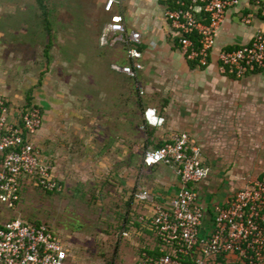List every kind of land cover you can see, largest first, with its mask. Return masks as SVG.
<instances>
[{
    "label": "crops",
    "instance_id": "0c3cea01",
    "mask_svg": "<svg viewBox=\"0 0 264 264\" xmlns=\"http://www.w3.org/2000/svg\"><path fill=\"white\" fill-rule=\"evenodd\" d=\"M106 2L104 22H96L94 32L100 47L107 49L104 57L97 49L82 51L78 99L73 98L77 83L71 74L61 81L50 77L49 69L35 76V67H25L35 63L28 55L30 47L33 52L41 45H33L24 28L0 16V96L18 110L32 92L33 105L44 118L34 143L61 184L79 169L88 180L104 179L117 193L132 195L137 208L129 224L134 227L125 237L139 253H123L113 263L132 256L138 264L144 254L161 249L149 222L153 205L168 208L182 185L172 167L146 165L147 150L173 143L177 134H187L200 149L209 170L194 185L205 210L204 232L212 230L217 206H225L237 191L264 175V68L236 78L222 75L218 65L221 51L250 44L264 33V0H242L228 10L207 68L189 61L182 51L165 15L167 0H126L110 13L104 10ZM247 16H252L251 24L244 22ZM114 17L122 18L127 34H141L143 69L136 77L122 71L135 63L127 46L113 44V37L104 33ZM56 87H64V93ZM143 190L151 193L152 203L136 201ZM3 208L0 203L2 216Z\"/></svg>",
    "mask_w": 264,
    "mask_h": 264
},
{
    "label": "built area",
    "instance_id": "2783aa9c",
    "mask_svg": "<svg viewBox=\"0 0 264 264\" xmlns=\"http://www.w3.org/2000/svg\"><path fill=\"white\" fill-rule=\"evenodd\" d=\"M125 1L107 0L104 10L110 13L116 4ZM167 1L165 15L182 51L189 61L207 68L226 13L242 0ZM244 22L251 24L252 16ZM104 33L113 37V44L127 46L128 56L135 63L122 71L136 77L143 69L139 62L141 34H127L121 17H114ZM218 65L222 75L236 78L262 70L264 33L259 32L250 44L221 51ZM43 119L38 106L16 110L0 96V203L8 209L20 204L26 184L46 192L63 190L54 176L53 165L42 157L34 143ZM144 163L172 167L182 185L168 208L153 205L149 222L161 249L156 255L144 254L138 264H264V175L237 191L225 206H217L213 228L204 232L205 210L194 185L205 180L209 170L203 165L200 149L191 145L190 137L177 134L173 143L147 150ZM136 201L152 203L153 197L143 190L136 194ZM69 260L67 244L44 223L13 219L0 227V264H70Z\"/></svg>",
    "mask_w": 264,
    "mask_h": 264
},
{
    "label": "rangeland",
    "instance_id": "374dc122",
    "mask_svg": "<svg viewBox=\"0 0 264 264\" xmlns=\"http://www.w3.org/2000/svg\"><path fill=\"white\" fill-rule=\"evenodd\" d=\"M103 1L45 0L53 30L50 38L38 0H0V16L24 28L33 45H41L33 52L30 47L28 55L35 63L25 67L28 70L35 67V76L40 70L45 73L49 69L52 71L50 77L61 81L68 80L71 74L70 80L77 83L71 89L73 98L78 99L82 51L97 49L104 57L107 49L100 47L94 32L96 22H104ZM48 42L52 44L50 62L44 52ZM56 91L64 93L65 89L56 87ZM73 172L68 182H62L64 189L60 193H48L26 184L20 204L15 209L3 208L0 224L13 219L46 224L71 249L70 264H114L123 253H139L123 235L134 227L129 224L134 217L133 209L137 208L130 199L132 195L126 190L117 193V189L104 179L90 177L88 180L83 177L86 174L82 170L74 169ZM134 261L130 256L119 264H134Z\"/></svg>",
    "mask_w": 264,
    "mask_h": 264
},
{
    "label": "trees",
    "instance_id": "16d2710c",
    "mask_svg": "<svg viewBox=\"0 0 264 264\" xmlns=\"http://www.w3.org/2000/svg\"><path fill=\"white\" fill-rule=\"evenodd\" d=\"M38 3L40 5L41 9L43 10V14L45 16L46 28H47V31H48V36L50 38V37H52V31L53 30L51 28V23L49 21V16H48L49 15V9H48V6L46 5L45 0H38ZM49 41H51V40H49ZM51 48H52V44H51V42H48V44L45 47V55L48 58V61L49 62L51 61V56H50ZM32 99H33L32 92L30 91L29 94H28V96H27V103L25 104V108L30 107V106L33 105ZM1 161L2 160L0 159V164H1ZM48 193H50V192H48ZM34 224L38 225L40 223L39 222H36ZM156 254H158V252L152 253V255H156Z\"/></svg>",
    "mask_w": 264,
    "mask_h": 264
}]
</instances>
